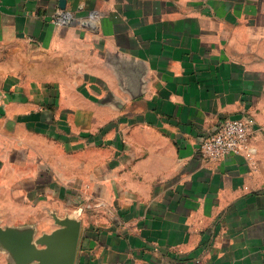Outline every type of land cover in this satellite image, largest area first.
I'll return each instance as SVG.
<instances>
[{
	"label": "crops",
	"instance_id": "crops-1",
	"mask_svg": "<svg viewBox=\"0 0 264 264\" xmlns=\"http://www.w3.org/2000/svg\"><path fill=\"white\" fill-rule=\"evenodd\" d=\"M60 1L0 0V232L74 218L73 264H264V0H65L56 25ZM242 115L240 153L203 157Z\"/></svg>",
	"mask_w": 264,
	"mask_h": 264
},
{
	"label": "water",
	"instance_id": "water-1",
	"mask_svg": "<svg viewBox=\"0 0 264 264\" xmlns=\"http://www.w3.org/2000/svg\"><path fill=\"white\" fill-rule=\"evenodd\" d=\"M60 7H65V0L60 1ZM141 73L132 72L125 81L126 89L132 96L141 93ZM58 227L50 233H44L34 239L31 227L0 232L7 241L12 243L10 250L14 255L15 264H73L74 255L80 235V222L74 218H64L56 221ZM38 244L42 248H38Z\"/></svg>",
	"mask_w": 264,
	"mask_h": 264
},
{
	"label": "built area",
	"instance_id": "built-area-1",
	"mask_svg": "<svg viewBox=\"0 0 264 264\" xmlns=\"http://www.w3.org/2000/svg\"><path fill=\"white\" fill-rule=\"evenodd\" d=\"M72 20V13L58 10L54 14L52 22L56 25H64L69 24ZM253 126L254 122L250 115L223 119L213 130L199 138L201 155L208 159L218 160L231 154L240 153Z\"/></svg>",
	"mask_w": 264,
	"mask_h": 264
},
{
	"label": "rangeland",
	"instance_id": "rangeland-1",
	"mask_svg": "<svg viewBox=\"0 0 264 264\" xmlns=\"http://www.w3.org/2000/svg\"><path fill=\"white\" fill-rule=\"evenodd\" d=\"M58 10H64V11H68V12H70V13H72L71 11H70V9H68V8H66V7H64V8H59V9H57V11ZM39 236H37L36 238H38ZM38 248H42V246L40 245V244H38Z\"/></svg>",
	"mask_w": 264,
	"mask_h": 264
}]
</instances>
